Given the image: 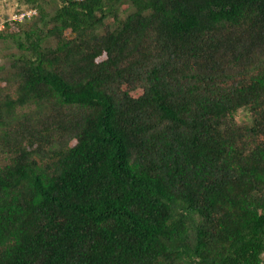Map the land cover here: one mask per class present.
Here are the masks:
<instances>
[{
    "label": "trees",
    "instance_id": "obj_1",
    "mask_svg": "<svg viewBox=\"0 0 264 264\" xmlns=\"http://www.w3.org/2000/svg\"><path fill=\"white\" fill-rule=\"evenodd\" d=\"M23 1L0 264H264V0Z\"/></svg>",
    "mask_w": 264,
    "mask_h": 264
},
{
    "label": "rangeland",
    "instance_id": "obj_2",
    "mask_svg": "<svg viewBox=\"0 0 264 264\" xmlns=\"http://www.w3.org/2000/svg\"><path fill=\"white\" fill-rule=\"evenodd\" d=\"M58 0H50L46 3V6L49 10L53 9L58 3ZM31 6L25 4L23 0H0V27L3 22H10L14 19H21L20 14L27 13L26 16H31L34 14V11L31 10ZM23 22V21H22ZM10 50V49H9ZM3 51L0 50V65L4 64L2 57ZM7 56V55H6ZM246 119V114L240 112L236 115V120L238 122L244 121Z\"/></svg>",
    "mask_w": 264,
    "mask_h": 264
},
{
    "label": "built area",
    "instance_id": "obj_3",
    "mask_svg": "<svg viewBox=\"0 0 264 264\" xmlns=\"http://www.w3.org/2000/svg\"><path fill=\"white\" fill-rule=\"evenodd\" d=\"M26 14H27V13H25V14H24V13H23V14L21 13L20 16L23 17V16L26 15Z\"/></svg>",
    "mask_w": 264,
    "mask_h": 264
}]
</instances>
